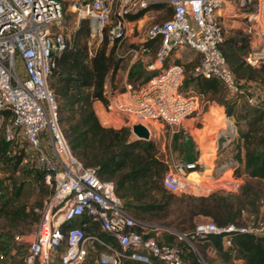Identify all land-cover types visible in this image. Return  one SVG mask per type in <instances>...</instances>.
Masks as SVG:
<instances>
[{
    "label": "built area",
    "instance_id": "obj_1",
    "mask_svg": "<svg viewBox=\"0 0 264 264\" xmlns=\"http://www.w3.org/2000/svg\"><path fill=\"white\" fill-rule=\"evenodd\" d=\"M226 1L70 0L78 21H91V35L102 41L106 34L109 44H117L118 50L127 37L131 15L161 3L172 10L170 18L152 24L147 32V39L159 38L155 56L146 64L154 73L137 86L128 82L122 91L106 92L109 122L114 128L124 125L132 137L139 138L132 126L142 124L151 139L156 125L168 126L174 133L197 111L198 97L181 90L184 66L165 64L181 47L200 56L192 71L194 77L215 78L230 97L256 103L250 89L236 79L222 49L225 33L219 11ZM229 1L245 13L249 31L254 30L256 43L244 56L245 62L264 64V0ZM65 14L63 0H0V135L18 148L20 165L42 172L50 187L41 204L33 207L39 218L31 233L13 234L14 242L25 243L22 263L86 264L92 259L93 264H191L178 242L187 241L196 249L194 241L223 234L224 247L231 248L236 233L264 236L260 216L224 226L201 219L189 233L138 218L116 193L114 183L101 179L97 167L85 165L74 154L59 122L56 94L49 85L52 70L70 40L61 26ZM96 49H89L90 55ZM148 50L132 47L128 54L137 60ZM202 155L175 160L161 179L166 191L186 194L207 190L204 183L188 179L202 164ZM240 179L227 180L228 190H239ZM92 226L111 238L87 233Z\"/></svg>",
    "mask_w": 264,
    "mask_h": 264
},
{
    "label": "trees",
    "instance_id": "obj_2",
    "mask_svg": "<svg viewBox=\"0 0 264 264\" xmlns=\"http://www.w3.org/2000/svg\"><path fill=\"white\" fill-rule=\"evenodd\" d=\"M91 28L90 20L79 21L49 77V85L58 101L59 122L74 154L85 165L97 167L101 179L114 183L116 193L132 214L147 219L146 214L166 212L175 195L166 191L161 183L164 162L155 155L154 142L150 139L131 141L129 127L116 129L110 124L106 83L114 78L123 57L117 55V44L110 45L106 34L90 55ZM156 40L159 43L156 38L148 39L143 45L151 47ZM223 52L236 79L242 84L264 80V64L251 66L244 59H233V55L224 49ZM192 77V81H196L197 95L210 94L225 106L228 116H234L238 139L231 143L234 146L232 157L240 162V168L243 167V173L249 178L238 193L215 192L209 196L190 197L187 204L180 207V214L187 215L189 220L202 214L220 226L243 224L245 213L249 216L258 214V205L264 201V102L250 104L242 97L244 103H240L242 98L230 97L217 79ZM202 149V156L207 155L208 149ZM0 156L13 161L15 166L21 159L16 145L7 141L3 134L0 135ZM27 172L29 177L43 181L42 172L33 169ZM23 182L24 179L19 184L16 181L5 184L0 179V220L10 221L13 227L19 222L35 223L39 218L33 208L27 212L24 205L15 203ZM172 223L176 225L165 226L186 228L174 220L169 224ZM194 226L192 224L189 228L193 230ZM97 232L104 238H111L95 226L87 228V233ZM232 239L233 247L225 248L223 234H211L207 245L228 259H241L243 264H264V236L236 233ZM178 243L181 245L182 242ZM184 255L191 264H200L198 260H191L185 251ZM86 264H93L92 259Z\"/></svg>",
    "mask_w": 264,
    "mask_h": 264
},
{
    "label": "rangeland",
    "instance_id": "obj_3",
    "mask_svg": "<svg viewBox=\"0 0 264 264\" xmlns=\"http://www.w3.org/2000/svg\"><path fill=\"white\" fill-rule=\"evenodd\" d=\"M66 3V14L61 23L63 30L71 38L72 33L78 27L79 21L77 15L73 12L70 7V0H63ZM167 5L160 6L159 9L151 8L148 10V16H154L152 19L144 18L140 23L136 24L133 27H130L128 31V36L123 40L122 44L127 48L129 46H139L142 44L141 39L147 37V32L150 26L154 23L162 22L165 19V13L167 11ZM239 19L240 25L236 27L228 28L226 34V40L223 45V49L233 55V59H244V56L249 52L255 42L254 30L249 31L250 23L241 16ZM132 26V25H131ZM102 41L98 37H93L90 35L88 40L89 49H96L100 46ZM157 43H154L152 49L155 50ZM122 46L120 47L119 53ZM151 51V55H155L154 51ZM192 49L182 48L179 50L181 58H177L172 55L169 62L179 63L184 65L185 74L184 79L181 85V90L187 95H193L198 97V109L201 111V114L205 113L208 110V103L206 102L210 96L207 95H197L196 94V81H192V68L193 63L198 61V55L194 53ZM125 58H122L124 60ZM121 60V61H122ZM258 67V66H256ZM117 74V73H116ZM250 84L244 82V86L248 89H251L253 96L256 98V102H264V80L257 79L252 80ZM113 88L117 85H112ZM124 87V86H123ZM122 86L118 90H122ZM113 90V89H112ZM109 91V87H108ZM240 103H244V99H240ZM194 113L193 115H195ZM216 120H212V124ZM235 121V120H234ZM218 122V120H217ZM183 123V122H182ZM198 126L201 125L200 122L197 123ZM220 125V122L212 125L209 129L201 130L199 134L196 135V144L193 142L190 137V142H187L186 145L180 144L178 147L174 146L173 140H171L172 128L165 126L161 128V125H156L153 128L154 135L151 136V139L155 146L156 151L155 155L164 162L165 172L169 167L172 166L173 162L178 158H185L186 160H194L196 155L197 157L200 154H203L204 149L207 148V155L202 156V164L197 167V171H191L188 174V179L193 182H201L208 186V189L195 190L192 193L186 194H174L173 203L171 207L166 211H162L159 215L155 214H146V218L149 221H153L160 225H176L175 223L169 224L171 220H174L178 225H184L185 229L181 227L172 228L189 233L192 231V228H189L190 225L196 224L201 219H212L211 217L198 214L192 220H189L187 215L180 214L181 206L184 205L190 200V197H200V196H209L215 192H224V193H238L237 191H229L228 185L225 184L227 180H234L236 178H241L240 180L244 183L247 177L243 173V167L235 166V164L222 167L221 164L225 161H228L233 155L232 146L228 148H221L220 139H224V136L218 137V130L216 127ZM126 127L124 125L118 124L116 129ZM179 126L175 128V135L178 133L184 135L183 129ZM208 130V131H207ZM174 138V136H173ZM132 140H137L139 138H134L130 135L129 138ZM18 149V148H17ZM233 150V151H232ZM240 168V169H239ZM240 170V174L237 175L236 171ZM27 169L24 166H21L20 163L15 166L13 161H8L6 157L0 156V179L5 182V184H11L16 181L17 184L24 179V184L20 192L16 205H24L26 211H31L33 207L41 204L43 198L50 191L48 187L42 180H35L27 174ZM210 189V190H209ZM259 211L256 215H247L245 213L244 221L248 220L251 216H260L264 219V201H260L258 205ZM34 224L31 221L28 222H19L16 227H13V223L6 219L0 220V253L4 254V258H0V264H23L21 261V256L25 251V243H16L13 241V234L19 232L25 235H29L34 228ZM170 227V226H169ZM207 239H199L194 241L196 249H194L187 241L181 243L184 251L187 253L188 257L191 260H198L200 264H243V260L235 258H226L223 255L219 254L215 248L211 245H207Z\"/></svg>",
    "mask_w": 264,
    "mask_h": 264
},
{
    "label": "crops",
    "instance_id": "obj_4",
    "mask_svg": "<svg viewBox=\"0 0 264 264\" xmlns=\"http://www.w3.org/2000/svg\"><path fill=\"white\" fill-rule=\"evenodd\" d=\"M165 5L163 3L161 4H155L153 5L151 8H157L159 9L160 6ZM168 9L165 13V19H168L171 17L172 14V10L169 6H167ZM150 8V9H151ZM149 10V9H148ZM148 10L140 12L139 14H135V15H131L129 17V21H128V31L130 29V27L135 26L136 24L140 23L144 18H149L152 19V16H148ZM221 14V19L224 25V33H225V39H226V34L228 32V28H234L238 25H240L239 19L241 16H245V13L239 9L237 6H235L232 1L227 0L222 9L219 11ZM164 19V20H165ZM132 25V26H131ZM128 36V34H127ZM147 37L144 39H141L140 42H142L141 45L139 46H129V47H125L123 44L121 45V51L122 54H120L123 58H125L124 60L121 61L120 63V67L117 70V74H115L114 78L112 80L108 79L107 83H106V92L111 93V92H115V91H122L124 89L123 86H125L126 83L131 82L133 83L135 86L141 84L142 82L146 81V77L150 76L151 74H153L154 72H150L146 69V64L148 62H150L151 60H153L154 56L151 55V51L153 50L152 47H147L149 50L142 52L140 54V57L137 60H133V58L131 57L130 54H128L129 50L132 47H142L144 46L143 43L145 41H147ZM155 40V39H154ZM157 43L155 50H153L155 53L158 49L159 43L157 42V40L154 42ZM153 43V44H154ZM146 47V46H145ZM182 48H187V47H181L177 50H175L167 59H166V65L171 64V62H169V60L171 59L172 55L174 54V56H176L177 58H181L180 54H179V50ZM190 49V48H189ZM120 50V48H119ZM118 50V53H119ZM194 51V50H193ZM196 55L199 56V54L195 51L194 52ZM200 59V56L198 57V61L196 63V61L193 63V68L198 64ZM184 66V65H183ZM193 68L191 70V72L193 71ZM193 76V75H192ZM252 82V81H250ZM248 82V84L251 85V83ZM112 85H117L116 88ZM122 86V90H118L120 87ZM108 87H109V91H108ZM113 89V90H112ZM251 91V89H250ZM207 96L209 97L210 94H207ZM208 103V110L201 114L200 110H197L195 113V115H191L186 117L183 120L182 123V129L184 132V135L182 136V134L178 133L177 131V135H175L174 133L171 134V140H173L174 146L178 147L180 144L186 145L187 142L190 139L195 142L196 144V135L200 133L201 130H206L209 129L212 125H215L216 123L220 122V125L218 127H216V129L218 130V137L220 138L221 136H224V139L220 141V145H217L216 147L218 148V146H221V148H228V146H232L231 144L233 140H237L238 139V129L237 126L235 125V119L234 116H228L225 113V106L221 103H219L218 101H216V99L212 98V96H210V98L206 101ZM212 120H216L215 123L212 124ZM218 120V122H217ZM200 122L201 125L198 126L197 123ZM208 131V130H207ZM174 136V138H173ZM236 152V151H235ZM197 158V155L195 157V159ZM185 159V158H183ZM235 166H239L240 162H238L237 160H235L233 157H230V159L228 161H225L221 164L222 167L228 166V165H234Z\"/></svg>",
    "mask_w": 264,
    "mask_h": 264
},
{
    "label": "water",
    "instance_id": "obj_5",
    "mask_svg": "<svg viewBox=\"0 0 264 264\" xmlns=\"http://www.w3.org/2000/svg\"><path fill=\"white\" fill-rule=\"evenodd\" d=\"M133 132L139 137V139L149 140L150 133L147 127L142 124H135L132 126Z\"/></svg>",
    "mask_w": 264,
    "mask_h": 264
}]
</instances>
